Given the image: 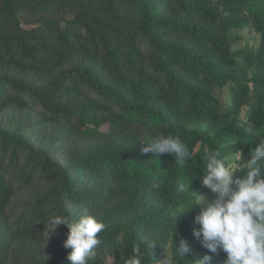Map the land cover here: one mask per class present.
I'll return each mask as SVG.
<instances>
[{
    "label": "trees",
    "instance_id": "1",
    "mask_svg": "<svg viewBox=\"0 0 264 264\" xmlns=\"http://www.w3.org/2000/svg\"><path fill=\"white\" fill-rule=\"evenodd\" d=\"M157 134L190 158L144 154ZM261 141L264 0H0V264H71L67 227L44 232L60 214L105 223L88 264H124L134 243L145 264L212 255L199 209L174 214L212 198L211 151L245 164Z\"/></svg>",
    "mask_w": 264,
    "mask_h": 264
},
{
    "label": "clouds",
    "instance_id": "2",
    "mask_svg": "<svg viewBox=\"0 0 264 264\" xmlns=\"http://www.w3.org/2000/svg\"><path fill=\"white\" fill-rule=\"evenodd\" d=\"M143 145L144 154H167L175 156L181 163L191 155L187 146L171 134H157ZM242 158L239 150L235 159ZM205 166L207 174L201 179V184L210 190L212 198L192 193L195 199L174 214L176 223L185 213L199 209L193 219L192 237L212 255L205 254L200 259H194L192 264H212L213 257L221 252L226 257L223 264H264V141L250 152L244 164L247 171L242 176L236 175L238 165L228 163V158L219 151L209 153ZM43 224L47 239L58 226L67 227L63 247L71 249L66 257L71 264L95 261L96 250L101 243L98 234L106 227L95 215H82L78 219L64 214L52 215ZM156 245L151 239L145 241L148 249ZM174 247L176 256L181 260L188 261L186 255L194 254L192 246L184 238ZM131 252L124 264H145L146 253L140 243H134ZM162 261L163 264H170L165 258Z\"/></svg>",
    "mask_w": 264,
    "mask_h": 264
},
{
    "label": "rangeland",
    "instance_id": "3",
    "mask_svg": "<svg viewBox=\"0 0 264 264\" xmlns=\"http://www.w3.org/2000/svg\"><path fill=\"white\" fill-rule=\"evenodd\" d=\"M249 33H250V35H249ZM242 36H243V39H245V41L247 40V39H250V41H251V43L252 44H255L257 41H258V35L257 34H254L253 32H251L250 30L249 31H244V32H242ZM238 165V167L237 168H240V167H242L244 164H237ZM236 168V169H237ZM199 195H203V194H199ZM204 196V195H203Z\"/></svg>",
    "mask_w": 264,
    "mask_h": 264
}]
</instances>
